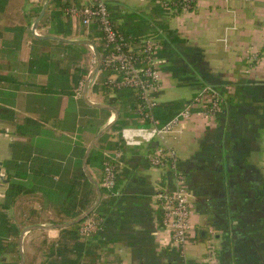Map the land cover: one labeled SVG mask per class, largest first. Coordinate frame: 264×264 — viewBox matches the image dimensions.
Returning <instances> with one entry per match:
<instances>
[{
	"label": "crops",
	"instance_id": "1",
	"mask_svg": "<svg viewBox=\"0 0 264 264\" xmlns=\"http://www.w3.org/2000/svg\"><path fill=\"white\" fill-rule=\"evenodd\" d=\"M44 2L0 0V203L7 189L5 176L23 174L19 165L28 145L41 142L49 149L55 144L52 139L45 143L31 136L35 125L66 136L86 151L97 132L114 118L111 110L103 113L82 98L93 70L84 62L91 47L65 41L99 42V30L83 26L49 0L34 26ZM87 2L62 0L65 8ZM106 3L115 24L130 35L140 39L152 35L158 40V103H179L177 112L209 85L222 96L223 109L211 120L195 112L181 134L165 139L164 145L176 153L191 193L192 231L184 253L172 245L156 198L158 192L172 189V176L167 168H152L147 160L151 147L162 142L129 147L115 131L104 146L116 148L109 151L103 146L100 151L122 153L116 177L118 196L105 206L100 232L79 240L80 264H204L212 249L217 264H264V0H197L189 11L163 9L159 0ZM57 11L69 24L70 33L65 36L51 32L48 15ZM80 45L86 46L81 56ZM92 54L94 58L93 50ZM56 65L67 70L57 73L63 78L79 70L83 84L79 96V86L66 94L53 83ZM92 85L86 91L87 100L104 103ZM12 160L14 169L7 171L6 163ZM87 169L93 179L98 175L96 169ZM42 203L39 195L18 196L11 209L20 217L21 223L16 224H57L53 206L41 210ZM63 223L67 222L59 224ZM60 230L26 233L24 262L28 246L33 264L55 262L48 258L47 248L61 239Z\"/></svg>",
	"mask_w": 264,
	"mask_h": 264
},
{
	"label": "trees",
	"instance_id": "2",
	"mask_svg": "<svg viewBox=\"0 0 264 264\" xmlns=\"http://www.w3.org/2000/svg\"><path fill=\"white\" fill-rule=\"evenodd\" d=\"M49 3L61 7L62 10L66 9L67 3L62 4V0H49ZM61 15L62 11L51 12L48 18L52 21L53 25L51 32L54 34L62 32L65 36L70 33L68 29L69 24L67 21L61 19ZM110 20L127 43H137L140 40V37L130 35L124 28L116 25L111 15ZM89 28L97 29L95 25H91ZM98 36H101L100 31L98 32ZM88 38L91 39V37ZM94 44L98 52L102 53L103 43L94 41ZM71 47H75V45H71ZM80 47L83 49L81 48L79 56L86 52L84 49L86 48L85 45H80ZM137 57L138 62L144 65L142 59H140L141 57ZM57 67L58 65H56L55 69L56 74L51 78L53 83H55L62 93L71 94L73 89L80 85V79L78 78L79 70L73 69L69 71L68 77L65 76L63 78V71L66 73L67 70H58ZM58 72L62 75L58 76ZM113 75H115V78H112ZM120 79L121 74L119 72L104 69L103 65L100 64L98 76L92 85V89L101 92L104 103L118 110V116L114 124L109 131L100 137L96 146L92 148L87 160V167L96 169L98 172V175L94 177V181L99 185L102 195L98 207L88 217L96 216L98 219L102 218L103 213L107 211V209H104L105 206L112 205L114 200L111 198L112 196H110L109 192L101 186L103 163L107 159L102 154L103 151H100V148L105 145L113 132L119 131L125 126H137L141 124L140 117L136 111V105L141 101L140 92L131 87H118L117 83ZM179 106L180 104L175 102L157 103L152 109V113L160 123H164L178 112H175L174 109ZM100 110L103 113L109 111L106 108H100ZM144 124H148V122ZM34 127L31 136L37 137L39 141L42 140L45 143H50V139H52L51 142H55V144L50 145L49 149H45L48 144L40 142L38 145H35L30 143L26 153L20 154L22 157L20 156L19 169L23 170V174L12 175L8 173L4 178L7 189L3 201L0 203V264H10L6 261L10 253H14L16 256L15 262L17 264L20 263L18 239L21 230L22 228L38 225L36 222H26L19 227L9 217L18 196L39 195L43 200L40 209H48L50 206H53L55 217L58 218V221L54 223L57 224L77 219L92 206L96 199L95 188L85 176L82 168V158L85 148L81 147L78 143H71L70 139L64 135H56L50 129L41 127L40 125H35ZM79 130L84 132L82 127H79ZM88 140H90V137L87 138V142ZM106 147H109L107 148L109 151L116 148L111 145H106ZM14 166L15 163L12 160L6 163V170L14 169ZM114 190H116V186ZM105 197H109L110 199L107 200ZM31 213L34 214L35 211ZM82 222L60 230L61 239L53 242L47 248L48 254H46L48 258H54L55 261L50 264H80V250L82 247L79 241L81 240L79 228ZM65 240L73 242V245L71 247L67 246ZM44 243L45 241H43Z\"/></svg>",
	"mask_w": 264,
	"mask_h": 264
},
{
	"label": "built area",
	"instance_id": "3",
	"mask_svg": "<svg viewBox=\"0 0 264 264\" xmlns=\"http://www.w3.org/2000/svg\"><path fill=\"white\" fill-rule=\"evenodd\" d=\"M197 0H159L163 9L189 11L196 6ZM65 13L78 18L80 23L89 28L91 25L101 32L98 37L103 43V51L99 53L100 64L104 69H110L121 74L118 87H131L140 92L141 101L136 105L140 125L125 126L117 132V136L125 146L141 147L150 145L155 140L162 145L152 146L147 154V160L152 168H167L172 176V189L163 190L156 195L162 214V225L170 232L172 245L184 253L192 226L190 223L191 193L186 184L184 173L178 167V158L173 149L166 147L165 139L172 134H181L187 120L195 112L204 119H215L223 109L222 96L211 86L205 85L201 91L184 105L168 121L160 123L152 113L157 105L156 95L160 90V73L156 66V50L158 40L149 35L137 43H127L110 20V12L106 0H88L86 4L66 7ZM34 33H36L34 31ZM140 56L144 65L138 62ZM96 63V58L94 57ZM115 78V75L112 76ZM83 84L80 83L76 95L81 94ZM148 122V124H144ZM121 151L104 154L107 159L103 163L102 188L110 196H118L115 191L118 162ZM101 230V219L96 216L87 217L80 225L79 234L82 240H88ZM204 264H217L215 251L207 252Z\"/></svg>",
	"mask_w": 264,
	"mask_h": 264
},
{
	"label": "water",
	"instance_id": "4",
	"mask_svg": "<svg viewBox=\"0 0 264 264\" xmlns=\"http://www.w3.org/2000/svg\"><path fill=\"white\" fill-rule=\"evenodd\" d=\"M48 4V0H45L44 5L42 7V11L35 23L34 26H36L38 20L40 19V17L42 16V14L44 13V10L46 8ZM67 42H71V43H79V44H86L89 45L94 53V56L96 58V64L95 67L93 68V70L89 73L85 83H84V87H83V95L82 98L83 100L90 106L93 107H100V108H107L109 110H111L114 113V118L109 121L104 127H102L97 134L93 137V139L89 142V144L86 147V151L84 153L83 159H82V168H83V172L85 174V176L87 177V179L93 184L95 191H96V199L95 202L93 203V205L86 211L84 212L82 215H80L77 219L67 222V223H63V224H54V225H50V226H30L25 228L19 235V239H18V249H19V254H20V264H24L23 261V252H22V241H23V237L26 233L33 231V230H40V229H63V228H67L73 224L76 223H80L83 220H85L99 205L100 200H101V191H100V187L99 185L94 181L93 177L89 174L88 169H87V160L88 157L92 151V148L94 147L95 143L100 139L101 136H103L110 128L111 126L114 124L117 116H118V110L108 104H104V103H92L90 101L87 100L86 98V91L90 85V83L93 81V79L95 78L97 72L100 69V55L98 50L96 49L95 44L90 41V40H79V41H68L65 40Z\"/></svg>",
	"mask_w": 264,
	"mask_h": 264
},
{
	"label": "rangeland",
	"instance_id": "5",
	"mask_svg": "<svg viewBox=\"0 0 264 264\" xmlns=\"http://www.w3.org/2000/svg\"><path fill=\"white\" fill-rule=\"evenodd\" d=\"M99 41V40H98ZM85 55V54H84ZM81 56V55H80ZM84 57V56H83ZM90 59V60H89ZM87 65L89 64V68L92 70L93 69V67L95 66V62H94V59H93V54H92V49L91 48H89V50H88V54L87 55H85V61H84ZM92 83L93 82H91L90 83V85H92ZM188 93H189V91H188ZM188 93H184V94H188ZM186 96V95H185ZM9 217H11L12 218V221H14V222H16V223H21L20 222V217L18 216V214L17 213H15V211L14 210H11L10 211V216ZM44 218H45V216H44ZM18 251H19V249H18ZM22 252H23V261H24V257H25V252H24V250H23V247H22ZM8 262L10 263V264H17L16 262H15V259H16V256H15V254L14 253H10L9 255H8ZM32 257H31V248L28 246V248H26V259H25V262H26V264H33L32 263ZM25 262H24V264H25Z\"/></svg>",
	"mask_w": 264,
	"mask_h": 264
}]
</instances>
